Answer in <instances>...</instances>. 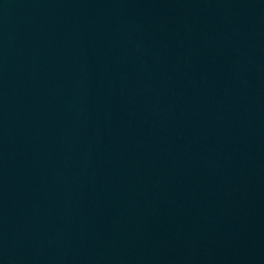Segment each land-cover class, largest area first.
Listing matches in <instances>:
<instances>
[{
	"label": "water",
	"instance_id": "obj_1",
	"mask_svg": "<svg viewBox=\"0 0 264 264\" xmlns=\"http://www.w3.org/2000/svg\"><path fill=\"white\" fill-rule=\"evenodd\" d=\"M0 264H264V0H0Z\"/></svg>",
	"mask_w": 264,
	"mask_h": 264
}]
</instances>
